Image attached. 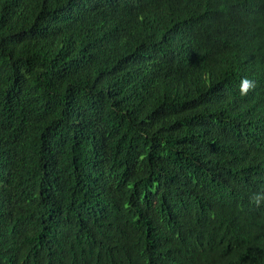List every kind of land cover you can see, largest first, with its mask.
<instances>
[{"label":"trees","instance_id":"obj_1","mask_svg":"<svg viewBox=\"0 0 264 264\" xmlns=\"http://www.w3.org/2000/svg\"><path fill=\"white\" fill-rule=\"evenodd\" d=\"M256 195L264 0H0V264H264Z\"/></svg>","mask_w":264,"mask_h":264},{"label":"clouds","instance_id":"obj_2","mask_svg":"<svg viewBox=\"0 0 264 264\" xmlns=\"http://www.w3.org/2000/svg\"><path fill=\"white\" fill-rule=\"evenodd\" d=\"M256 87V82L253 79H250L249 77H243L241 80L240 85V94L242 96L247 95L250 91H252ZM264 199V197H261L260 195H256L252 198V201L257 205L260 206L261 200Z\"/></svg>","mask_w":264,"mask_h":264}]
</instances>
